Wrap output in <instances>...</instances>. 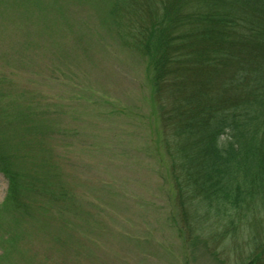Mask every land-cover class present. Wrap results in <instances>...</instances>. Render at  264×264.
I'll use <instances>...</instances> for the list:
<instances>
[{
  "label": "rangeland",
  "instance_id": "rangeland-1",
  "mask_svg": "<svg viewBox=\"0 0 264 264\" xmlns=\"http://www.w3.org/2000/svg\"><path fill=\"white\" fill-rule=\"evenodd\" d=\"M162 1L130 18L121 0H0V166L15 184L2 207L0 171V264H235V239L215 248L181 223L145 64L127 47ZM202 1L184 14L214 7Z\"/></svg>",
  "mask_w": 264,
  "mask_h": 264
},
{
  "label": "trees",
  "instance_id": "trees-1",
  "mask_svg": "<svg viewBox=\"0 0 264 264\" xmlns=\"http://www.w3.org/2000/svg\"><path fill=\"white\" fill-rule=\"evenodd\" d=\"M121 1L137 17L142 0ZM167 1L125 39L145 64L178 215L195 240L235 239V264H264V0H213L186 15L185 0ZM179 38L197 43L178 49ZM9 169L2 207L13 205Z\"/></svg>",
  "mask_w": 264,
  "mask_h": 264
}]
</instances>
